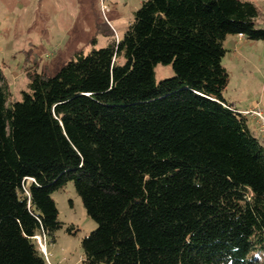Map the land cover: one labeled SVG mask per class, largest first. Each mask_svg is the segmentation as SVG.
<instances>
[{"label":"trees","instance_id":"1","mask_svg":"<svg viewBox=\"0 0 264 264\" xmlns=\"http://www.w3.org/2000/svg\"><path fill=\"white\" fill-rule=\"evenodd\" d=\"M247 0H142L121 39L0 71V264H48L73 182L97 227L84 264H264V137L224 96L229 34L264 40ZM96 42V40L94 39ZM174 75L155 80L157 64Z\"/></svg>","mask_w":264,"mask_h":264},{"label":"rangeland","instance_id":"2","mask_svg":"<svg viewBox=\"0 0 264 264\" xmlns=\"http://www.w3.org/2000/svg\"><path fill=\"white\" fill-rule=\"evenodd\" d=\"M253 2L264 28V0ZM104 5L107 9H104ZM142 0H0V71L11 100L27 90V72L55 75L77 52L88 54L123 38ZM96 40V42L94 41ZM222 64L229 74L225 98L239 111H264V40L229 34ZM156 82L172 77V65L155 66ZM249 124L259 134L252 117ZM62 227L46 239L48 264H84L82 239L97 227L73 182L52 194Z\"/></svg>","mask_w":264,"mask_h":264},{"label":"built area","instance_id":"3","mask_svg":"<svg viewBox=\"0 0 264 264\" xmlns=\"http://www.w3.org/2000/svg\"><path fill=\"white\" fill-rule=\"evenodd\" d=\"M104 9H107L106 5H104ZM240 36L242 37V35H240ZM243 113L245 115L253 117L257 121L258 127H259V132H260L261 136L264 137V111L257 107V108H252L250 110H246ZM37 239H38V243L40 245V248L44 252L46 258H48L49 252L46 248V241L41 236H38Z\"/></svg>","mask_w":264,"mask_h":264},{"label":"crops","instance_id":"4","mask_svg":"<svg viewBox=\"0 0 264 264\" xmlns=\"http://www.w3.org/2000/svg\"><path fill=\"white\" fill-rule=\"evenodd\" d=\"M241 37V36H240ZM252 119H253V121L255 122V124H256V126H257V128H259L258 127V123H257V121L252 117ZM55 264V263H54Z\"/></svg>","mask_w":264,"mask_h":264}]
</instances>
